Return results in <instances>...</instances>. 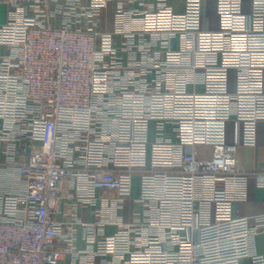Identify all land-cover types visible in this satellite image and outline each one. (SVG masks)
<instances>
[{"label":"built area","instance_id":"1","mask_svg":"<svg viewBox=\"0 0 264 264\" xmlns=\"http://www.w3.org/2000/svg\"><path fill=\"white\" fill-rule=\"evenodd\" d=\"M0 4V264H264V215L233 216L249 178L264 194L236 157L264 121V0ZM135 177L142 212L123 222ZM98 191L116 196L82 224Z\"/></svg>","mask_w":264,"mask_h":264},{"label":"crops","instance_id":"2","mask_svg":"<svg viewBox=\"0 0 264 264\" xmlns=\"http://www.w3.org/2000/svg\"><path fill=\"white\" fill-rule=\"evenodd\" d=\"M150 2L154 0H148ZM168 4L173 8L175 12H181L183 6V0H168ZM112 12V6L107 10L103 16L109 20ZM7 8L5 5L0 4V25L6 20ZM202 28L204 30H213L216 28V17L213 8L212 1L204 2V13ZM227 141H232V127L228 124ZM197 154L200 158H208L209 150L204 148H198ZM237 166L238 168L247 173L251 172H264V121L258 122L256 125V144L254 147H242L237 151ZM67 189L63 187V194L65 195ZM139 193V181L138 178L133 180V188L130 200L123 202L122 209L118 215L121 216L123 222H130L135 214L142 212V208L134 202ZM115 197V192H109L103 194L101 191L96 193L97 200L94 207L82 208L79 210V218L82 224H92L95 220L94 209L101 208L100 196ZM66 203L64 199L62 205ZM254 215H264V194L260 189L256 188L255 179L249 178L246 188V199L243 202L234 204L233 216L234 217H250ZM115 225H107L103 227L104 236H110L117 231ZM75 247L78 251L86 249V244L83 240V228L82 226L76 227V243ZM254 247L257 253L264 255V233H259L255 237ZM104 261L109 262L110 258H77L71 254H65L61 258L60 264H104ZM240 264H248L247 260H243Z\"/></svg>","mask_w":264,"mask_h":264},{"label":"rangeland","instance_id":"3","mask_svg":"<svg viewBox=\"0 0 264 264\" xmlns=\"http://www.w3.org/2000/svg\"><path fill=\"white\" fill-rule=\"evenodd\" d=\"M230 83H231V75H230ZM228 127H229V126L227 125V129H226V131L228 130Z\"/></svg>","mask_w":264,"mask_h":264}]
</instances>
